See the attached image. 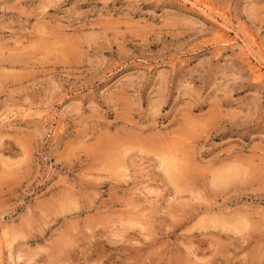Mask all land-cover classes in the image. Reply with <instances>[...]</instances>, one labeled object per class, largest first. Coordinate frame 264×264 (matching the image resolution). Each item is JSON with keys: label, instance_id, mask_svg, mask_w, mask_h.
Returning a JSON list of instances; mask_svg holds the SVG:
<instances>
[{"label": "rangeland", "instance_id": "1", "mask_svg": "<svg viewBox=\"0 0 264 264\" xmlns=\"http://www.w3.org/2000/svg\"><path fill=\"white\" fill-rule=\"evenodd\" d=\"M258 66L264 0H0V264H264Z\"/></svg>", "mask_w": 264, "mask_h": 264}, {"label": "bare ground", "instance_id": "2", "mask_svg": "<svg viewBox=\"0 0 264 264\" xmlns=\"http://www.w3.org/2000/svg\"><path fill=\"white\" fill-rule=\"evenodd\" d=\"M222 27H223V26H222ZM226 27H227V26H226ZM224 29H226V28L224 27ZM220 31L222 32L223 30L220 29ZM221 32L219 33L220 36H221V37H222V36H225L224 31H223L222 33H221ZM225 32L227 33L228 31H225ZM227 34H228V33H227ZM227 34H226V36H227ZM252 37H253V36H252ZM223 38H224V37H223ZM216 40H217V38H216ZM224 41H225V40H224ZM259 65H260V64H259ZM254 66H255V65H254ZM256 66H257V65H256ZM258 67H259V68H258V72H260L261 75H262V77H263L264 74H262V73H264V72H263L264 69H262L260 66H258ZM256 73H257V72H256ZM258 75L261 76L259 73H258ZM177 167H178V165H177ZM233 170H234V169H233ZM220 175H221V174H220ZM232 176H233V174H232ZM222 177H223V175H222ZM222 177H221V178H222ZM224 177H225V176H224ZM227 177H228V176H227ZM224 179H225V178H224Z\"/></svg>", "mask_w": 264, "mask_h": 264}]
</instances>
